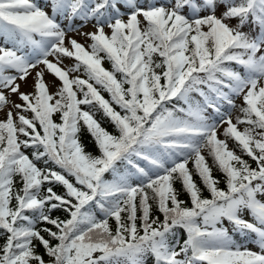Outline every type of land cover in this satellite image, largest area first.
I'll return each instance as SVG.
<instances>
[{"label": "snow or ice", "instance_id": "6c2138e0", "mask_svg": "<svg viewBox=\"0 0 264 264\" xmlns=\"http://www.w3.org/2000/svg\"><path fill=\"white\" fill-rule=\"evenodd\" d=\"M0 117V264H264V0H0Z\"/></svg>", "mask_w": 264, "mask_h": 264}, {"label": "trees", "instance_id": "16d2710c", "mask_svg": "<svg viewBox=\"0 0 264 264\" xmlns=\"http://www.w3.org/2000/svg\"><path fill=\"white\" fill-rule=\"evenodd\" d=\"M72 64H73V62L70 63V65H72ZM104 67L109 68L110 65L107 62H105ZM97 118H99V117H97ZM103 126L105 128H107V130L109 132H112L113 131V127H112V125L108 121H106V120L103 121ZM82 140H83V142H84V144L86 146V150L88 152H91L93 155H98L99 154L98 153V150L96 149V147L94 145V142H93L92 138L87 134V131L86 130L82 134ZM231 146L232 145H230V147ZM253 167H255L254 164H253ZM214 175H216L217 177H219L220 176V173L214 172ZM221 186L223 187V184ZM177 187H179V184H177ZM205 195H207V193H205ZM181 199H187V197L186 196H181ZM47 259L48 258L45 256V260H47Z\"/></svg>", "mask_w": 264, "mask_h": 264}, {"label": "rangeland", "instance_id": "374dc122", "mask_svg": "<svg viewBox=\"0 0 264 264\" xmlns=\"http://www.w3.org/2000/svg\"><path fill=\"white\" fill-rule=\"evenodd\" d=\"M91 30L92 29L90 27H86V28L81 29V31H84V32H88V31H91ZM70 35L72 36V38L77 39L82 44H86L87 43L85 41V39L83 37L79 36V35H75V34H70ZM71 62H73L71 59H66L64 63H65V65H70ZM45 79L49 82V84L58 83V82L54 81V77L52 75H50V74H46ZM30 85H31V79H29V86H22V90L23 91H30L31 90L30 89ZM52 91H56V88L53 87ZM17 102H19V101H17ZM0 118H2V117H0ZM248 247L251 248L253 251H257L258 250L257 248H255V246H253L251 244H249Z\"/></svg>", "mask_w": 264, "mask_h": 264}]
</instances>
